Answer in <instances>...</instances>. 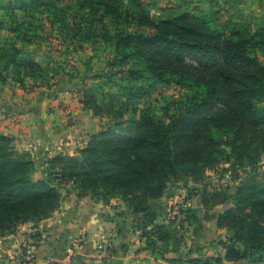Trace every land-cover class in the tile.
<instances>
[{
    "label": "trees",
    "instance_id": "obj_1",
    "mask_svg": "<svg viewBox=\"0 0 264 264\" xmlns=\"http://www.w3.org/2000/svg\"><path fill=\"white\" fill-rule=\"evenodd\" d=\"M127 1L138 8L134 17ZM235 1L209 0L211 13L207 14L189 0L184 10L155 18L137 0H75L77 12L85 18L67 25L59 19L55 27L69 45L77 40L75 49H80L81 42L99 38L110 46V65L123 73L117 90L85 88L81 94L77 89L82 107L93 116L109 115L110 123L91 134L77 155L58 153L38 167L28 151H18L11 137L0 135V237L13 234L24 223L36 228L57 209L68 186H73L77 196L104 204L119 197L129 213L138 215L139 223L132 228L142 247L136 252L152 256L178 252L183 238L177 226L170 218L157 222L151 203L188 166L200 184L199 173L212 169L221 158L226 162L233 158L248 168L235 190L231 194L205 187L197 190L203 217L188 207L182 218L195 229L202 221H215L217 229L227 232L219 243L222 253L167 260L171 264L264 261V179L255 172L258 158L264 155V65L254 56L264 51V22L244 33L229 7ZM40 6L38 0H0V27L8 24L9 36L17 38L25 25L32 26L22 17ZM104 18L114 26L113 33L104 27ZM129 20L134 23L126 29ZM92 23L98 28L96 36L91 34ZM99 25L103 33L97 37ZM28 38L24 34L20 41L29 43ZM52 60L42 64L24 46L0 44V83L7 79L21 83L26 78L45 86L50 71L64 67ZM80 82L74 81L73 87ZM184 84L190 93L183 101H170L164 109L149 101L159 87ZM215 130L222 131L224 139H215ZM35 169L41 173L37 179L32 176ZM227 200L231 207L213 214ZM30 237L37 240L40 233L35 230ZM31 244L32 249L37 245ZM23 262L19 264H30Z\"/></svg>",
    "mask_w": 264,
    "mask_h": 264
},
{
    "label": "rangeland",
    "instance_id": "obj_2",
    "mask_svg": "<svg viewBox=\"0 0 264 264\" xmlns=\"http://www.w3.org/2000/svg\"><path fill=\"white\" fill-rule=\"evenodd\" d=\"M3 2L7 0H2ZM29 1V0H27ZM141 3L151 15L155 18L166 17L184 10L187 7L189 0H137ZM190 2L198 5L201 11L210 14L211 3L209 0H190ZM41 4L40 7L35 10H31L22 17L25 21L32 24V26H24L17 38L9 36V31L6 30L7 25L0 27V44H8L14 42L15 47H23L26 51L34 53L37 60H40L42 64L49 61V58L53 59V64L56 66L64 65V67L56 68L55 71H50L46 85V93L54 94L57 97L60 93L65 91H73L82 94L83 89H97L99 87L102 90H108L114 92L117 90V82L122 76L120 67L111 66L110 61L112 57V50L110 46L104 43L100 38L95 41L81 42L80 49H75L77 40L74 39L70 45L68 41H63L58 33V29L55 27L59 19H64L66 25L79 17L85 18L83 13H78L76 10L75 0H38ZM127 7L131 11V16H135V11L138 9L136 4L127 1ZM233 13L234 22L237 23L238 28L244 31L247 35L251 33L255 27L261 22H264V0H236L235 3L229 5ZM16 13V12H15ZM2 13L0 12V19ZM90 20L91 15L87 16ZM130 21V24H125V28H131L134 21ZM87 22V21H86ZM102 23L106 30L113 33V25L110 24L109 19L104 18ZM54 25V26H53ZM64 29L67 27L62 26ZM97 26L92 23L91 34L96 33ZM99 31L97 33L100 37L102 35L101 26L99 25ZM94 28V29H93ZM29 36V43L24 44L20 41L23 35ZM94 36H96L94 34ZM65 44L68 46L66 47ZM74 47V48H73ZM11 48H7L10 51ZM67 50V51H66ZM64 51H66L64 53ZM255 58L264 65V51H256L254 53ZM116 71V72H115ZM106 73V74H105ZM116 73V74H115ZM104 74V75H103ZM110 75V78H108ZM99 76V77H98ZM81 79L79 86L73 87L74 81ZM15 81V80H14ZM34 83V82H31ZM76 83V82H75ZM77 84V83H76ZM33 85V84H32ZM77 86V87H76ZM190 93V89L187 84L184 85H168L157 88L149 97V101L155 104L157 107L164 109L166 105L183 101L185 96ZM173 109H169L171 112ZM97 117V116H96ZM99 117V129L102 130L107 124L110 123V117L107 114H101ZM93 134V133H92ZM215 139H224V133L219 130L214 131ZM91 139V134L86 138V144ZM85 144V145H86ZM15 147V145H13ZM83 147V146H82ZM18 151V147H15ZM30 153V152H29ZM30 156L35 161V156L30 153ZM37 164L35 163V167ZM191 166L179 174L175 180H170L164 191L163 196L151 203V209L157 214V222L165 219H172L177 226V232L183 238L182 244L178 252H167L160 256L157 252L155 256H152L146 251L148 256H142L140 260L144 262H151V258L154 260L152 264H171L167 260L169 257L189 255H220L222 253V247L220 241L224 240L227 236V232L224 229H217L214 227L213 221H202V226L195 229L190 223H184L182 218L184 216L183 211L185 208L190 207L195 209L198 217H203V210L199 205L200 196L197 194V190H201L205 187L208 191H226L231 194L239 184V181L243 179L247 171V167H242L233 158L229 162H226L221 158L212 169L205 170L199 173L202 176L201 180L197 184L191 176ZM255 172L260 179H264V155L258 158L255 165ZM33 178H39V172L35 169ZM112 210L111 217L115 218L118 225L127 222L128 224H138V215H128V210L121 198L114 197L107 203ZM231 200H227L224 204L217 205L213 210V214L223 211L227 207H231ZM140 217V216H139ZM181 218V219H180ZM19 227L13 234H10V239L15 241V248L10 252L0 256V259H4L2 264H19L29 261L32 262V242L28 240L29 236L27 230L24 234L19 233ZM202 233V236H200ZM21 235V236H20ZM107 241L104 239L100 243L102 246H108ZM159 246L161 244L158 243ZM141 248V247H140ZM209 249V250H208ZM103 250V249H102ZM221 251V252H219ZM136 253V252H135ZM140 253V252H139ZM136 254L137 257L140 255ZM142 253V252H141ZM141 255H144L143 253ZM125 259V263H127ZM182 264V263H174Z\"/></svg>",
    "mask_w": 264,
    "mask_h": 264
},
{
    "label": "crops",
    "instance_id": "obj_3",
    "mask_svg": "<svg viewBox=\"0 0 264 264\" xmlns=\"http://www.w3.org/2000/svg\"><path fill=\"white\" fill-rule=\"evenodd\" d=\"M31 82L25 78L21 83L12 79L0 83V135L11 137L20 151L34 155L36 167L58 153L77 155L86 138L99 129V117L82 107L77 93L65 91L55 97ZM68 189L57 209L36 228L30 222L19 226V233H40L37 240L28 238L37 243L31 252L32 264H152V258L151 262L139 259L148 254L136 252L142 243L132 223L120 224L119 230L108 204L77 196L73 186ZM104 239L106 247L100 245ZM15 241L10 235L0 237V256L15 248Z\"/></svg>",
    "mask_w": 264,
    "mask_h": 264
}]
</instances>
